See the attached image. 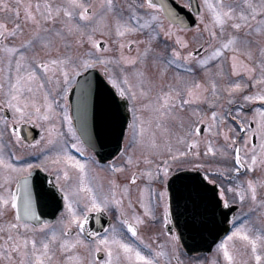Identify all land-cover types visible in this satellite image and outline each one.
Instances as JSON below:
<instances>
[{"label": "snow or ice", "instance_id": "1", "mask_svg": "<svg viewBox=\"0 0 264 264\" xmlns=\"http://www.w3.org/2000/svg\"><path fill=\"white\" fill-rule=\"evenodd\" d=\"M0 8L12 11L5 0ZM184 9L192 0H27L21 19L18 0L13 27L0 23V264H203L183 257L189 239L194 245L213 232L217 210L232 212L249 198L264 205L257 198L264 175L239 179L264 167V0H202L192 24ZM25 121L48 123L42 130L54 160L6 157ZM106 129L115 156L101 164L103 154L86 145L103 144ZM202 153L231 166L206 167ZM93 165L112 174L107 188L92 183ZM34 167L53 176L54 187L40 178L34 188ZM57 194L63 208L53 222L37 204L59 207ZM113 209L115 222L103 232L86 227L90 213ZM230 223L210 264H249L230 244L237 238L264 264V224L251 211L234 212ZM157 225L147 238L141 232Z\"/></svg>", "mask_w": 264, "mask_h": 264}, {"label": "flooded vegetation", "instance_id": "2", "mask_svg": "<svg viewBox=\"0 0 264 264\" xmlns=\"http://www.w3.org/2000/svg\"><path fill=\"white\" fill-rule=\"evenodd\" d=\"M5 2L7 4L10 5L12 11H9L7 9H2V16H0V23H5L6 27L8 29H11L13 27L14 21H15V15H14V10L17 7V3L18 0H5ZM27 2V0H20V17L21 19L24 16V11H23V3ZM94 2V1H93ZM202 2V0H192V4H193V9L189 10V9H184L183 10V14L185 15V17L191 18V22L195 23L196 22V14H195V8L199 6V4ZM192 13V14H191ZM167 23V21H165ZM25 36L27 35V31H28V26L25 25ZM189 34H191L190 30H189ZM254 48H256L257 46L254 45ZM133 51H135V48H133ZM230 70V69H229ZM197 78L203 80V76L201 73H197ZM220 83H224V81H220ZM74 97H75V92H70L69 93V101L72 103V108L71 111L73 114H75L74 111ZM37 99H41L40 94H37ZM205 108L207 107L206 105L204 106ZM147 111L144 112V114ZM4 115L9 116V118L11 119V112L10 110H5V112L3 113ZM130 113L128 114V116L130 117ZM50 122H54L56 123L58 126L61 124V121L59 120H55V121H50ZM37 123L42 124V127H38ZM37 123H27L26 121L23 123H20L18 125H16L20 136L22 137L21 139V143L20 145H16L14 142L12 144H9L8 147L5 150V155L6 157H10L11 162L12 163H29L32 162L33 160H36L37 162H39L41 159H43L44 155H47L49 160H54L55 159V149L52 148V146H48L47 149L45 148V141L47 140V134L46 131L42 130V129H47L48 127V123L46 122H37ZM77 122L74 119V126H76ZM95 125H94V121L90 115L89 117V128L90 129H94ZM66 132V128L63 129ZM79 130V129H78ZM127 124L125 123V127L124 130L121 134V140L120 143L121 145H123L124 143V132H127ZM103 135V139H104V143L101 144L99 142H97V146L100 148H106V149H114L116 148V140L114 135L111 133L110 130H105ZM43 137V140L40 144L38 145H33L32 141L33 140H41V138ZM70 139V137H68ZM9 139H12V137H10L7 133L4 137L5 142H7ZM222 142V141H220ZM253 142H257L256 140H254ZM87 151H94V149H92L91 147H88L86 145ZM70 151L72 152L73 155L78 156V158H83L82 156H80L79 153L76 152L75 149H70ZM15 153V155H12V153ZM141 155V154H138ZM16 156H20L21 160L17 161L16 160ZM112 156L115 155H111L110 157H107L106 159L101 160V164H104L106 161L110 160L112 158ZM97 158L99 159L100 157L97 155ZM202 160L205 163V166H212V167H229L231 166V161L230 160H223L221 158L217 157H213L211 155L204 157L203 153H202ZM117 162H119V159L117 160ZM95 171L92 173V175L95 177V179L92 181V183H102L105 188H107V182L111 177V173L107 168H102V167H96L95 165H93ZM54 171V169L52 170ZM71 174L75 177L77 175V173L75 172V170H71ZM264 175V167L261 168H257L254 169L251 173L248 172H244L239 176V179H245L246 177L248 178H256V177H260ZM127 176V172H125L123 175L117 174V179L120 181V183H124L125 182V177ZM32 185L35 188L39 179L40 178H44L45 179V184L44 187L45 188H51L54 187V177L49 175V173H46L43 171L42 168H33L32 169ZM213 179H219L221 180L222 184L226 185L228 183H232L233 181L231 179H228L227 176L225 177H220V176H214L212 177ZM135 186H133L134 188ZM211 187V185H210ZM132 195L135 196L136 193L133 190ZM229 197L231 198V194H229ZM57 198L59 199V204L60 206L57 207L55 204H49L46 207H40L39 204H37V211L42 215V217L44 219H48L50 221H56L57 217L60 214V211L63 208V200L62 197H59V194H57ZM257 198L258 200L264 201V186H258L257 189ZM249 211H251V216L253 218V222L256 223L257 225L259 224H264V205L261 204H253V202L249 199H246L245 202L241 205L239 203L235 204L234 206H232V212H228V222L225 220V212H221L219 210L216 211L215 214V225L216 227L214 228V232H213V244L212 247L210 249H206L203 251H191L188 253L187 257H183L184 259H188L190 258L193 254H195L196 258L203 261V264H210L211 260L214 258V254H213V249L215 248V244L216 242L220 239V237L222 235H226L227 232H230L232 230V224L230 223L231 219H232V215L233 213H248ZM99 217V219H98ZM115 218H116V213L115 210L113 209L112 211H109L107 213L105 212H101L99 214L92 212L89 214V218H88V223L86 225V227L95 230L96 232H103L110 223L115 222ZM227 225L229 226L227 229ZM152 230H159V225L155 226V228L153 229L151 226L148 227H142L141 228V232L145 235V237L147 238L150 235V232ZM184 241H182L183 243ZM234 243L236 248L242 253V255L240 256V260H244V259H249V264H255V261L253 259H251L250 257V247L248 249H245L243 247V242L240 239H236L233 242H230V244ZM185 251H187V249H185ZM100 258H103L102 254H99ZM58 257H59V253H58ZM60 259H62V257H59Z\"/></svg>", "mask_w": 264, "mask_h": 264}, {"label": "water", "instance_id": "3", "mask_svg": "<svg viewBox=\"0 0 264 264\" xmlns=\"http://www.w3.org/2000/svg\"><path fill=\"white\" fill-rule=\"evenodd\" d=\"M166 2L172 3V0H166ZM173 6L175 7L176 5L173 4ZM192 14V13H191ZM186 20L192 24L191 22V18L185 17ZM91 73H93V75H97L98 71L97 70H90ZM97 149L95 150L99 155L103 154V159H106L107 157H110L111 155H114L115 152L113 151V149H104V148H99L98 146H96ZM115 149V148H114ZM109 153H111V155H109ZM225 220L228 222V212L225 213ZM228 225H227V229H228ZM214 232V230H213ZM213 232L211 233H204L203 236L198 237L197 240L195 241L194 245L193 242L189 239L188 240V246L192 248V251H202V250H206V249H210L212 247L213 244Z\"/></svg>", "mask_w": 264, "mask_h": 264}, {"label": "rangeland", "instance_id": "4", "mask_svg": "<svg viewBox=\"0 0 264 264\" xmlns=\"http://www.w3.org/2000/svg\"><path fill=\"white\" fill-rule=\"evenodd\" d=\"M93 1H94V3H96V4L99 3V0H93ZM0 16H2V10H1V8H0ZM165 23H166V22H165ZM134 38H139V37L137 36V37H134ZM162 39H163V37H161V40H162ZM140 47L143 48V44H141ZM256 55H257V56L259 55V54H258V51H257ZM150 98H151V97H150ZM144 115H145V117L147 118V116H148V112H146ZM146 135H147V134H146ZM157 136L159 137V131H158V130H157ZM133 154H134V155L141 154L139 148L134 149V150H133Z\"/></svg>", "mask_w": 264, "mask_h": 264}]
</instances>
